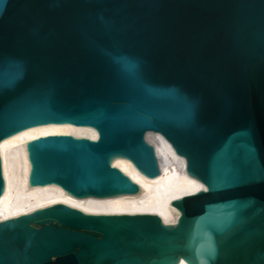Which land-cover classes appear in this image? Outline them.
<instances>
[{"label":"water","instance_id":"obj_1","mask_svg":"<svg viewBox=\"0 0 264 264\" xmlns=\"http://www.w3.org/2000/svg\"><path fill=\"white\" fill-rule=\"evenodd\" d=\"M0 264H264V0H0Z\"/></svg>","mask_w":264,"mask_h":264}]
</instances>
